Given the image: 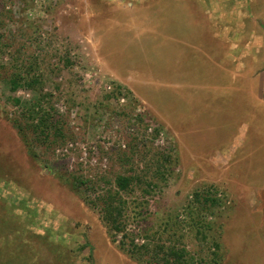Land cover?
I'll return each mask as SVG.
<instances>
[{"label": "rangeland", "instance_id": "rangeland-1", "mask_svg": "<svg viewBox=\"0 0 264 264\" xmlns=\"http://www.w3.org/2000/svg\"><path fill=\"white\" fill-rule=\"evenodd\" d=\"M261 84L264 0H0V264H264Z\"/></svg>", "mask_w": 264, "mask_h": 264}, {"label": "crops", "instance_id": "crops-1", "mask_svg": "<svg viewBox=\"0 0 264 264\" xmlns=\"http://www.w3.org/2000/svg\"><path fill=\"white\" fill-rule=\"evenodd\" d=\"M228 55H233L232 53L228 54ZM236 65V66H235ZM232 67L233 69H230L229 71H233L235 73H238L239 71H245V69L247 68V64L245 63H241V62H234L232 64ZM235 67V68H234ZM264 85V84H263ZM263 85L261 84V88L258 87V89L256 87H254V92L252 93V102L250 103V105L252 107H257V103L260 104V105H263L264 106V98H263ZM219 91H224V90H221L219 89ZM227 91L231 92L232 94L229 95L231 97V99L233 100V102L235 103V101H239V103H241L240 101L246 99L244 101V103L246 102L245 106L249 105V95L251 96V89L249 88V86H240V88L238 89L237 87L235 86H232L231 85V89H228ZM240 93V94H237V95H234L233 93ZM227 94V93H225ZM254 111V110H253ZM256 119V118H254ZM245 118H244V121L242 122L243 125L245 126L244 130L246 131V129H248V124L245 123ZM243 126V127H244ZM243 128H241V133H243V135H241V133H236L234 136L231 137L230 139V146H229V149H232L233 151V154L236 153V154H239V150H241V153L240 154H245V155H248V149L251 150V147H245L246 144L243 143L242 141V138L243 140L246 139V135H245V132H244ZM260 136H262V138H264V134L263 135H257L258 138H260ZM257 138V140H258ZM261 139V138H260ZM254 146H258V148H260V144L258 143L257 145H254ZM247 151V152H245ZM260 157H263L264 156V148L259 150L258 151V154ZM249 156V155H248Z\"/></svg>", "mask_w": 264, "mask_h": 264}, {"label": "trees", "instance_id": "trees-1", "mask_svg": "<svg viewBox=\"0 0 264 264\" xmlns=\"http://www.w3.org/2000/svg\"><path fill=\"white\" fill-rule=\"evenodd\" d=\"M8 83L10 84V86L13 90H17L19 88L32 89V88H35L40 83V79H38V80H37V78L27 79V78L22 77L20 74L15 73L9 79ZM40 117H39L40 123L44 125L47 122V119L51 118V114L47 113V112L45 113V111H43ZM118 184H119V187L121 189H126L128 187V184H129V179L128 178H120ZM111 200L113 201L112 198L110 199V201ZM107 206L109 207L108 208L109 212H111V210L113 209L114 218H111V221L113 222V226H114L115 230L119 231L120 226H119L118 216L121 213V210H120L121 207L112 208V203L108 204ZM141 248L146 249L147 247L142 246ZM131 251H132V254H138L140 250L136 248L135 250L132 249ZM174 255H178L179 259H177V260H180V263L182 264L181 261L183 259V256H181L180 253L179 254L174 253Z\"/></svg>", "mask_w": 264, "mask_h": 264}, {"label": "flooded vegetation", "instance_id": "flooded-vegetation-1", "mask_svg": "<svg viewBox=\"0 0 264 264\" xmlns=\"http://www.w3.org/2000/svg\"><path fill=\"white\" fill-rule=\"evenodd\" d=\"M263 98H264V85H263Z\"/></svg>", "mask_w": 264, "mask_h": 264}]
</instances>
